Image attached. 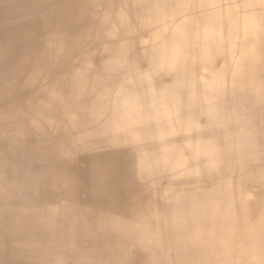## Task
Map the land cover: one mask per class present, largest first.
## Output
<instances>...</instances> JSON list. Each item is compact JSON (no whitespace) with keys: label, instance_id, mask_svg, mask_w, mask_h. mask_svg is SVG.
I'll return each instance as SVG.
<instances>
[{"label":"bare ground","instance_id":"obj_1","mask_svg":"<svg viewBox=\"0 0 264 264\" xmlns=\"http://www.w3.org/2000/svg\"><path fill=\"white\" fill-rule=\"evenodd\" d=\"M0 2V264H264V0Z\"/></svg>","mask_w":264,"mask_h":264},{"label":"rangeland","instance_id":"obj_2","mask_svg":"<svg viewBox=\"0 0 264 264\" xmlns=\"http://www.w3.org/2000/svg\"><path fill=\"white\" fill-rule=\"evenodd\" d=\"M45 1L46 0H26L27 4L32 7L41 5ZM16 10H18V8L16 9L11 6H6V4L2 5V3L0 2V25L8 16L10 17L16 15Z\"/></svg>","mask_w":264,"mask_h":264}]
</instances>
